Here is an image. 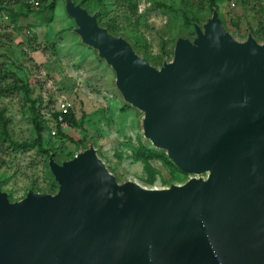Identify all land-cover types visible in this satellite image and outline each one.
<instances>
[{
  "label": "water",
  "instance_id": "1",
  "mask_svg": "<svg viewBox=\"0 0 264 264\" xmlns=\"http://www.w3.org/2000/svg\"><path fill=\"white\" fill-rule=\"evenodd\" d=\"M63 2L141 113L143 144L194 176L142 186L119 182L90 142L49 153L56 190L11 200L0 187V264H264V39L235 36L213 7L156 66L97 11Z\"/></svg>",
  "mask_w": 264,
  "mask_h": 264
},
{
  "label": "rangeland",
  "instance_id": "2",
  "mask_svg": "<svg viewBox=\"0 0 264 264\" xmlns=\"http://www.w3.org/2000/svg\"><path fill=\"white\" fill-rule=\"evenodd\" d=\"M75 1L97 11L100 24L124 36L156 66L171 58L177 35H193L191 21L201 23L211 14L208 0ZM215 1L235 36L243 38L250 31L257 40L264 39V0ZM23 2L27 3L0 0V187L9 198L20 199L28 189H52L48 154L59 161L88 142L119 182L128 179L142 186L166 187L170 181L181 184L193 177L169 164L160 149L149 148L164 158L154 155L145 161L139 156L142 115L122 100L111 68L73 32L74 22L63 0L28 3L32 9L28 16L13 20L12 12L23 11ZM15 79L27 83L29 99L20 89L4 90ZM62 97L71 103L77 123L76 127L60 124L63 135L52 118ZM31 101L45 125L41 149L34 144ZM52 128L55 135L50 134Z\"/></svg>",
  "mask_w": 264,
  "mask_h": 264
},
{
  "label": "trees",
  "instance_id": "3",
  "mask_svg": "<svg viewBox=\"0 0 264 264\" xmlns=\"http://www.w3.org/2000/svg\"><path fill=\"white\" fill-rule=\"evenodd\" d=\"M208 4H209V6L211 7V11H212V8L213 7H216L217 9H218V7H217V3H216V1L215 0H208ZM22 6L24 7V10L23 11H16V12H12V18H13V20H16L17 19V17L19 16V15H21L22 17H26V16H28V14L32 11V9H31V6L28 4V3H25V2H23L22 3ZM53 6V2H51L50 3V5H49V7L51 8ZM218 12H219V10H218ZM220 13V12H219ZM221 14V13H220ZM222 15V14H221ZM223 18V17H222ZM98 19V18H97ZM193 21H191V23H192ZM195 22H198V21H195ZM223 23H224V21H223ZM225 25V24H224ZM192 26V25H191ZM226 26V25H225ZM106 27V26H105ZM107 29L109 30V28L107 27ZM110 31V30H109ZM5 76V75H4ZM9 89H20L22 92H23V94L29 99V94H30V92H31V90H30V88H29V86L27 85V83H22L21 81H18V79H15L14 80V82H13V84L11 85V87H7V88H4V90H9ZM33 103H34V101H31V105H30V111H31V115H32V117H31V121H32V124H33V127H34V131H35V134H36V137H35V139H34V144L35 145H37L40 149H41V141H42V131L44 130V128H45V125H44V123H43V121L40 119V116H39V113H38V111L33 107ZM126 106V105H125ZM57 112L56 111H54L53 113H52V118L54 119V120H56V117H57ZM64 120H65V122L68 124V125H70V126H72V127H76L77 126V123H76V119H75V115H74V113H73V111H72V108H70L69 109V112L67 113V114H65L64 115ZM54 123H55V125H56V127H57V129L59 130L60 129V123L59 122H57V121H54ZM61 135H63V133L61 132V130H59L58 131ZM64 136H66L68 139H70V137H68L67 135H64ZM21 146L22 147H25V146H28V144L27 143H21ZM164 154H165V152L163 151V150H161ZM137 152H138V154H139V156L142 158V159H144L145 161H148V160H150V158H152V157H154V155H156V156H160V157H163V153L161 152V153H157L155 150H151V149H149L146 145H140L139 147H138V149H137ZM50 153H52V152H50ZM53 154V153H52ZM71 154H73V153H71ZM70 154V155H71ZM49 155V154H48ZM54 155V154H53ZM69 155V156H70ZM68 156V157H69ZM55 157V156H54ZM165 157L167 158V156H166V154H165ZM164 158V157H163ZM168 160V159H167ZM169 161V164H171L172 166L174 165L170 160H168ZM167 161V162H168ZM174 167L176 168V169H178L175 165H174ZM146 170H147V172H149V174H152V172H151V168L149 167V165H146ZM179 170V169H178ZM180 171V170H179ZM148 181H149V183H151L152 181H153V179H152V175H151V177L148 179ZM52 185H53V188L52 189H49V191H54V190H56V187H55V185H54V183L52 182ZM36 191V190H35ZM44 191H48V190H44ZM40 192H42V191H40Z\"/></svg>",
  "mask_w": 264,
  "mask_h": 264
},
{
  "label": "built area",
  "instance_id": "4",
  "mask_svg": "<svg viewBox=\"0 0 264 264\" xmlns=\"http://www.w3.org/2000/svg\"><path fill=\"white\" fill-rule=\"evenodd\" d=\"M26 2L31 4V5H38V0H26ZM56 104H57L56 105V112L58 114H57L56 120L53 119V121H57L61 125L66 124V122L64 120V115L69 112V109L71 108V103L65 97H62L61 99L58 100V102ZM50 134L51 135L56 134L55 128H52L50 130Z\"/></svg>",
  "mask_w": 264,
  "mask_h": 264
}]
</instances>
